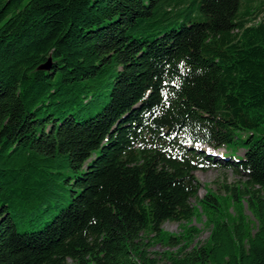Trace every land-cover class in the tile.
I'll return each mask as SVG.
<instances>
[{
    "label": "trees",
    "instance_id": "trees-1",
    "mask_svg": "<svg viewBox=\"0 0 264 264\" xmlns=\"http://www.w3.org/2000/svg\"><path fill=\"white\" fill-rule=\"evenodd\" d=\"M0 264H264V0H0Z\"/></svg>",
    "mask_w": 264,
    "mask_h": 264
},
{
    "label": "rangeland",
    "instance_id": "rangeland-1",
    "mask_svg": "<svg viewBox=\"0 0 264 264\" xmlns=\"http://www.w3.org/2000/svg\"><path fill=\"white\" fill-rule=\"evenodd\" d=\"M262 133L261 130H254V131H244L239 132V136L242 140H246L251 135L260 136ZM234 149V147H230V150ZM222 152V151H221ZM224 152V151H223ZM244 154L243 150H240L237 155L242 156ZM195 178L197 183L200 186L198 199H202L206 194L207 190H211L215 194L219 196H225L226 190L224 186L227 185L229 187L236 186L242 178L240 175L234 173L230 169L225 168H214L210 171L203 172L197 171L195 172ZM198 200L193 199L192 204L197 206ZM230 212H234L233 208H230ZM245 215L248 217L251 223H255L254 219L250 215V213L246 210ZM189 226H194L200 231V234L197 236L192 235L193 243L191 248L199 247L207 243L211 228H209L206 224V219L203 216H199L193 219L190 223H175V222H167L163 225V230L172 234L180 236L183 234L184 230L187 229ZM22 230L26 229L25 225L21 227ZM149 235H143L144 243H148ZM152 237V236H151ZM148 252L150 254V258H157L160 259L166 252H176V249H171L161 243H155L154 241L150 243V247L148 248Z\"/></svg>",
    "mask_w": 264,
    "mask_h": 264
},
{
    "label": "water",
    "instance_id": "water-1",
    "mask_svg": "<svg viewBox=\"0 0 264 264\" xmlns=\"http://www.w3.org/2000/svg\"><path fill=\"white\" fill-rule=\"evenodd\" d=\"M48 68H49V65L44 67V69H48ZM215 156H219V153H215Z\"/></svg>",
    "mask_w": 264,
    "mask_h": 264
}]
</instances>
